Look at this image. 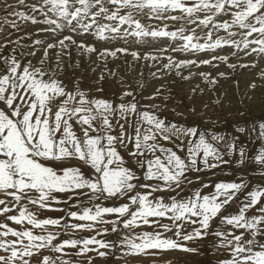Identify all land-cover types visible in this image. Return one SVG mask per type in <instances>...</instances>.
I'll return each instance as SVG.
<instances>
[{
    "label": "snow or ice",
    "instance_id": "snow-or-ice-1",
    "mask_svg": "<svg viewBox=\"0 0 264 264\" xmlns=\"http://www.w3.org/2000/svg\"><path fill=\"white\" fill-rule=\"evenodd\" d=\"M258 90L264 0H0V264H264Z\"/></svg>",
    "mask_w": 264,
    "mask_h": 264
},
{
    "label": "bare ground",
    "instance_id": "bare-ground-1",
    "mask_svg": "<svg viewBox=\"0 0 264 264\" xmlns=\"http://www.w3.org/2000/svg\"><path fill=\"white\" fill-rule=\"evenodd\" d=\"M146 22H149V21H146ZM150 23H158V22L150 21ZM167 23L169 24V30H171L172 27L174 26V22L167 21ZM168 43H169V41L167 39H165V38H157V39L153 40L151 37H147V38H144V40L142 42H139V43L135 42L134 40H129V43L126 46L129 47L132 50H139V51H141L143 53L144 51H149L151 49L159 48L160 44L163 45V46H166ZM117 46H124V45L121 42ZM172 54L173 55H177V56L182 55V54H178V53H172ZM127 59L129 61H131V57L130 56L127 57ZM115 63L122 66L121 67V71L124 70V68H123V58L117 60ZM137 66L139 67V65H137ZM137 66H136V70L138 71L139 69H138ZM221 70H224L223 67L221 68ZM251 76H252L251 72H242V73L239 74L238 78L241 81V88H243L244 82L246 80L250 79ZM145 78H147V70L145 72ZM154 83H156V82H154ZM220 86H221V89L224 90V91H230V92H234L235 91V88L232 85L231 81L222 80L221 83H220ZM174 87H177V86L174 85ZM250 95L252 96V99L248 103H249L252 111L254 113L258 114L260 109L264 108V92H262L261 90H258L256 93L250 94ZM45 214L46 215H50V216L60 215V213H56V212H48V213H45ZM77 235L86 236V235H89V233L83 232V233H78ZM108 238L110 239L111 237H108ZM177 253L180 254V252H177ZM185 258H188L189 260L196 259L194 261V264H208V262L213 259V257L208 255V254H205L204 256H195V255L186 254ZM180 259L181 258H178V260H180ZM104 264H112V263L110 262V260H107V261L104 262Z\"/></svg>",
    "mask_w": 264,
    "mask_h": 264
},
{
    "label": "rangeland",
    "instance_id": "rangeland-1",
    "mask_svg": "<svg viewBox=\"0 0 264 264\" xmlns=\"http://www.w3.org/2000/svg\"><path fill=\"white\" fill-rule=\"evenodd\" d=\"M161 47H164V46L160 44L159 48H161ZM128 48H129V47H128ZM129 49H130V48H129ZM130 50H132V49H130ZM136 66H137V65H136ZM137 67H138V66H137ZM138 69H139V67H138ZM145 72H146V69H145ZM87 233H88V232H87ZM186 254H187V253H182V252H180V254H178L177 252H174V253H170V254H168L167 256H165L164 259L170 261L171 264H194V261H195L196 259L189 260L188 258H185V255H186ZM89 255H92V254L89 253ZM178 258H181V259L178 260ZM109 260H110V262H111L112 264H121V262H118V261H116V260H114V259H109ZM104 262H105V260H103V259L97 257V258L95 259V261H94V264H104ZM130 264H132V262H130ZM136 264H138V262H136ZM146 264H147V262H146Z\"/></svg>",
    "mask_w": 264,
    "mask_h": 264
}]
</instances>
